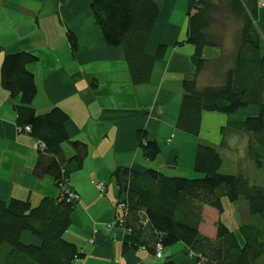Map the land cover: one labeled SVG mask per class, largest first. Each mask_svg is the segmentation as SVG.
Returning a JSON list of instances; mask_svg holds the SVG:
<instances>
[{"label":"trees","instance_id":"1","mask_svg":"<svg viewBox=\"0 0 264 264\" xmlns=\"http://www.w3.org/2000/svg\"><path fill=\"white\" fill-rule=\"evenodd\" d=\"M259 0H188L186 43L194 47L195 74L181 83L182 97L175 128L197 137L202 112L232 116L242 108L256 106L258 115L240 122H228L227 129L241 133L246 155L262 173L260 184L244 175H222V159L210 147L196 146L194 159L185 165L196 178L168 177L146 170L119 168L114 178L119 201L126 204L122 230L127 231L122 252L144 248L155 255L162 249L183 244L197 255L195 264H264V28L258 31ZM90 11L108 47L122 49L131 83L146 84L154 65L165 56L160 45L156 54L146 46L158 17L153 0H89ZM230 36V37H228ZM70 44L73 39L69 37ZM206 48L220 55L211 64L215 79L202 89L196 85L198 73L207 64ZM37 61L30 53L5 55L0 68V85L12 99L18 128L29 127L33 139L43 144L32 174L49 176L55 187L83 166L87 146L68 137L64 125L68 115L58 107L38 115L32 108L36 96L34 76L27 69ZM143 159L152 162L160 153L158 144L138 132ZM72 150L67 158L63 145ZM222 198L244 202L249 222L239 227L243 245L232 233L213 239L203 235V209L222 212ZM75 205L66 200L43 199L36 207L27 201L0 199V262L10 258L18 264H75L83 254L64 239ZM117 217V215H116ZM27 233L39 242L25 245ZM169 261V260H166ZM165 261V262H166Z\"/></svg>","mask_w":264,"mask_h":264},{"label":"crops","instance_id":"2","mask_svg":"<svg viewBox=\"0 0 264 264\" xmlns=\"http://www.w3.org/2000/svg\"><path fill=\"white\" fill-rule=\"evenodd\" d=\"M153 1L158 17L146 53L155 55L160 45L166 52L155 63L149 81L135 86L122 49L105 44L89 0H0V68L8 54L25 52L38 57L27 67L36 86L32 108L38 115L54 107L63 110L68 115L64 125L68 137L87 146L82 168L66 179L79 196L64 233V239L83 254L75 264H162L164 256L175 264H195L196 253L183 244L162 249L160 259L144 248L122 252L126 232L112 225L119 201L114 173L119 168L141 173L151 169L168 177L192 178L195 174L185 165L192 163L196 146L218 152L226 143L223 135L238 134L227 129L228 122H233L231 116L209 112L201 114L197 137L175 128L181 83L195 74L194 47L186 43L188 0ZM261 1L258 20L264 28ZM219 55L217 49H204L207 64L196 77L198 89L215 79L208 64ZM19 103L0 85V199L27 201L36 207L43 199H60L61 193L51 177L32 174L40 142L18 131L15 107ZM140 131L159 146L160 153L152 162L142 157ZM63 152L67 158L72 156L67 144ZM98 184L104 186L103 192L98 191ZM209 209L204 207L203 216ZM201 226L199 231L210 237ZM24 234L20 241L28 237ZM38 244L32 239L25 245Z\"/></svg>","mask_w":264,"mask_h":264},{"label":"rangeland","instance_id":"3","mask_svg":"<svg viewBox=\"0 0 264 264\" xmlns=\"http://www.w3.org/2000/svg\"><path fill=\"white\" fill-rule=\"evenodd\" d=\"M262 5V1L259 0V9L262 8ZM255 25L257 30L261 31L262 23H260L258 19L255 21ZM212 76L213 74H211V78ZM257 115V107L248 106L238 110L236 114L232 115L231 121L240 122L249 117H256ZM222 138L226 143L224 148H218V153L222 159V166L219 170V173L222 175H244L247 176L252 183L260 184L262 181V173L260 170L256 169L253 161H250L246 155V141L244 135L241 133L232 134L229 137H224L223 135ZM196 177L199 176L195 175L192 178ZM209 210L210 211L206 213V216H203L204 222L201 226L202 232L213 238H219L227 233H232L239 245H243V238L240 234L239 227L250 221L248 219L249 217L246 212L247 208L244 202L231 203L228 199L222 198V212H218L212 208ZM25 236L28 237H25L23 240H21L24 244H29L32 239L37 240L29 234ZM164 250L167 249L165 248ZM167 258L168 256H164L161 263H163ZM0 264H18V262H15V260L10 258L8 262H0Z\"/></svg>","mask_w":264,"mask_h":264},{"label":"built area","instance_id":"4","mask_svg":"<svg viewBox=\"0 0 264 264\" xmlns=\"http://www.w3.org/2000/svg\"><path fill=\"white\" fill-rule=\"evenodd\" d=\"M18 131L19 132H23V133H29L30 132V129L29 127H24V128H18ZM40 148L42 149L43 148V144L40 143ZM97 189L99 192H103L104 190V186L102 184H98L97 186ZM58 189L60 190V193H61V198L62 200H66L68 203H72L74 205H76L79 201V196L78 194H76L75 192H73L70 187L67 185V182H66V179L64 180L63 184H60ZM117 209H118V212H117V217L115 218V221L113 222V226L115 227H119L121 228L122 225L124 224V218L126 216V204L123 202V201H118L117 203ZM111 224L108 226H112ZM122 229V228H121ZM127 232V231H125ZM92 242V241H90ZM155 257L157 259H160L161 258V252H162V247L160 245V243H157L155 246Z\"/></svg>","mask_w":264,"mask_h":264},{"label":"water","instance_id":"5","mask_svg":"<svg viewBox=\"0 0 264 264\" xmlns=\"http://www.w3.org/2000/svg\"><path fill=\"white\" fill-rule=\"evenodd\" d=\"M162 264H175V263L173 261L169 260V261H166V262H164Z\"/></svg>","mask_w":264,"mask_h":264},{"label":"clouds","instance_id":"6","mask_svg":"<svg viewBox=\"0 0 264 264\" xmlns=\"http://www.w3.org/2000/svg\"><path fill=\"white\" fill-rule=\"evenodd\" d=\"M161 256H162V254H161Z\"/></svg>","mask_w":264,"mask_h":264}]
</instances>
